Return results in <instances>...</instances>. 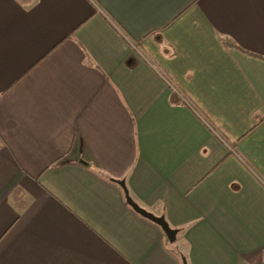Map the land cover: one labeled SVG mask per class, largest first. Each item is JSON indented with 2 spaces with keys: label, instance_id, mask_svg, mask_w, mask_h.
<instances>
[{
  "label": "crops",
  "instance_id": "crops-1",
  "mask_svg": "<svg viewBox=\"0 0 264 264\" xmlns=\"http://www.w3.org/2000/svg\"><path fill=\"white\" fill-rule=\"evenodd\" d=\"M185 260L264 264V0H0V264Z\"/></svg>",
  "mask_w": 264,
  "mask_h": 264
},
{
  "label": "water",
  "instance_id": "water-1",
  "mask_svg": "<svg viewBox=\"0 0 264 264\" xmlns=\"http://www.w3.org/2000/svg\"><path fill=\"white\" fill-rule=\"evenodd\" d=\"M112 181L116 182L120 185V187L123 189L125 197L129 205L139 214L144 216L145 218L153 221L154 223L158 224L164 233L167 235L170 242H176L178 238V234L180 232V229L174 228L170 225V223L167 221L165 215H157L148 209L141 206L131 195L129 187L127 185V181L125 178L123 179H115L111 178ZM185 264H187L186 260L184 261Z\"/></svg>",
  "mask_w": 264,
  "mask_h": 264
},
{
  "label": "built area",
  "instance_id": "built-area-1",
  "mask_svg": "<svg viewBox=\"0 0 264 264\" xmlns=\"http://www.w3.org/2000/svg\"><path fill=\"white\" fill-rule=\"evenodd\" d=\"M133 45V47H134V49L140 54V56H142L143 58H147V56H146V54L138 47V45H137V43H133L132 44ZM162 77L164 78V80L168 83V85L179 95V97H180V99H181V101L182 102H184V103H186L187 105H189V106H191V107H193L192 106V103H191V101L188 99V97L181 91V90H179L175 85H174V83H172L171 82V80L167 77V76H165V75H162ZM197 113H198V115L202 118V120H204V122H206L208 125H210L211 126V123H210V121H209V119H207L202 113H200L198 110L196 111ZM225 141V140H224ZM228 146H229V148L231 149V150H234L235 151V149H234V147H233V145H229V144H227Z\"/></svg>",
  "mask_w": 264,
  "mask_h": 264
},
{
  "label": "trees",
  "instance_id": "trees-1",
  "mask_svg": "<svg viewBox=\"0 0 264 264\" xmlns=\"http://www.w3.org/2000/svg\"><path fill=\"white\" fill-rule=\"evenodd\" d=\"M109 179H110V181H112L111 178H109ZM112 182L115 183L114 181H112Z\"/></svg>",
  "mask_w": 264,
  "mask_h": 264
},
{
  "label": "rangeland",
  "instance_id": "rangeland-1",
  "mask_svg": "<svg viewBox=\"0 0 264 264\" xmlns=\"http://www.w3.org/2000/svg\"><path fill=\"white\" fill-rule=\"evenodd\" d=\"M172 89V88H171ZM173 90V89H172ZM232 152L234 151V150H231Z\"/></svg>",
  "mask_w": 264,
  "mask_h": 264
}]
</instances>
